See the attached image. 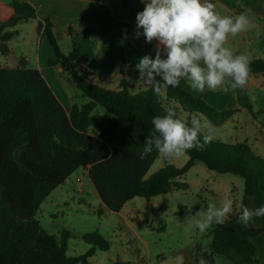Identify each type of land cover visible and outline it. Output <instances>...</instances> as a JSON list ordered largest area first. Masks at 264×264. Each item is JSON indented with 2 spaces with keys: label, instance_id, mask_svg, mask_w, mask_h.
Wrapping results in <instances>:
<instances>
[{
  "label": "trees",
  "instance_id": "16d2710c",
  "mask_svg": "<svg viewBox=\"0 0 264 264\" xmlns=\"http://www.w3.org/2000/svg\"><path fill=\"white\" fill-rule=\"evenodd\" d=\"M8 3L13 14L0 21V54L12 56L7 43L18 35L15 28L19 24L37 22L38 33L55 50L56 59L49 65H61L89 102L75 104L68 112L27 59L0 65V264H90L98 251H109L110 242L96 232L83 237L91 246L85 254L70 257L71 234L63 231L52 236L36 219L42 203L82 168L88 171L102 204L116 213L136 197L150 201L175 189L187 191L189 186L181 179L196 163L243 178L242 206L249 207L248 199L256 208L264 206V159L253 154L246 143L212 141L201 150L188 152L189 162L183 167L166 164L146 179L160 155L153 150L142 159L144 140L153 129L152 118L165 115L171 103L201 113L215 125L231 119L238 110L217 111L178 87H167L165 98L152 89L132 94L125 81L118 91L101 88L95 74L80 65L81 45L74 43L70 53H62L50 19L40 20L36 8L27 2ZM250 61V75L264 76V60ZM126 66L121 54L123 74ZM235 94L238 105L254 114L245 87ZM99 107L107 112L104 118L93 115ZM239 212L224 224L212 226L211 255L222 256L230 264H259L253 240L264 234V217L261 227L245 228L237 223ZM211 255L202 254L207 264H213Z\"/></svg>",
  "mask_w": 264,
  "mask_h": 264
},
{
  "label": "rangeland",
  "instance_id": "374dc122",
  "mask_svg": "<svg viewBox=\"0 0 264 264\" xmlns=\"http://www.w3.org/2000/svg\"><path fill=\"white\" fill-rule=\"evenodd\" d=\"M129 1L131 12L123 9L119 4L118 13L125 14L136 21V14L143 10L144 4L141 0ZM231 1L237 6H242L243 9L238 14L250 10L255 16L254 24L260 23V15L263 14L264 25V0ZM115 3L116 1L113 4ZM12 14L8 1L0 0V21L7 20ZM15 30L18 31V35L8 43L12 48V56L7 58L0 54V65H14L17 58L24 56L30 60V67L36 66L41 40L35 21L23 22ZM64 34H57L58 46L62 52L68 53L73 46V40L67 36L63 38ZM262 49V52L259 49L254 55H249L250 60H264V42ZM67 75L63 74L58 85L64 88L66 93L71 91V93L80 94L75 99L79 105L89 102L88 98L81 96L77 86ZM101 88L120 90L116 89L114 84ZM246 89L254 106V114H250L238 105L235 94V103L241 110L220 125H215L209 117L201 113L184 111L174 103H171L169 108L176 111L181 118L190 119L192 115H196L202 123L210 125L211 134L214 137L212 141L231 145L246 143L253 154L264 159V76L250 75ZM202 99L210 108L222 111L212 106L204 97ZM106 114L107 112L99 107L93 115L100 119ZM188 162L187 155L179 159H168V161L160 156L150 168L146 179L162 167L164 168L166 164L180 168ZM181 181L188 184L187 191L175 189L167 195H159L150 201L136 197L129 201L119 213H116L102 204L91 179L82 168L42 203L36 219L40 222V226L52 236H60L63 231L71 234L68 247L70 257L81 256L91 247L83 239L87 234L97 232L107 239L111 244L109 251H98L94 258L89 260L90 264L122 262L180 264L181 259L183 264H198L201 258L197 254L198 250L206 253L210 250L213 227L201 234L195 227L198 217L194 214L200 208H206L210 200L219 204L226 196L234 201V211L236 208L240 210L244 200L245 181L230 173L220 174L210 171L202 163H196ZM248 203L251 209L256 208L251 199H248ZM257 259L260 260L258 255ZM212 261L216 264H230L224 257L217 255H214Z\"/></svg>",
  "mask_w": 264,
  "mask_h": 264
},
{
  "label": "clouds",
  "instance_id": "9594fccd",
  "mask_svg": "<svg viewBox=\"0 0 264 264\" xmlns=\"http://www.w3.org/2000/svg\"><path fill=\"white\" fill-rule=\"evenodd\" d=\"M141 2L144 8L136 14V37L143 35L146 42L158 43L154 57L145 55L138 59L137 83L150 87L155 94L167 87H177L182 79L200 92L208 89L228 93L246 86L250 58L236 54L226 44L230 37L250 30L255 21L250 10L221 15L211 0ZM151 123L153 129L144 140L142 159L153 150L164 159H179L193 149H203L214 139L211 126L202 123L198 116L181 118L173 109L154 116ZM233 211L234 201L227 196L219 204L210 200L206 208L194 214L198 217L195 227L203 234L213 225L224 224ZM256 217H264V206H241L237 223L247 228ZM198 264L207 261L201 257Z\"/></svg>",
  "mask_w": 264,
  "mask_h": 264
},
{
  "label": "crops",
  "instance_id": "0c3cea01",
  "mask_svg": "<svg viewBox=\"0 0 264 264\" xmlns=\"http://www.w3.org/2000/svg\"><path fill=\"white\" fill-rule=\"evenodd\" d=\"M14 1L31 4L36 8L40 20L50 19L55 26V32L65 33L64 36H62L63 38H66V36L69 38L71 37L73 45L74 43L81 45L80 65L95 74V82L100 87H108L111 84H114L116 89H120L121 83L125 81L132 94L141 93L143 91L146 92L151 89L150 87H145L141 83H137L139 80V73L136 70V63L139 58L145 55L154 57L155 48L158 42L153 40L151 43H148L143 35H140L139 38H137L135 34L137 30L136 21L125 16V14L121 15L118 13L117 7H120L119 4L122 5L123 9H127L131 12L129 0ZM115 1L116 3L113 4ZM211 2L216 5V10L221 15H236L241 9H243L241 5L237 6V4L235 5L231 0H211ZM239 2L242 3L241 1ZM260 19V23H255L256 25L253 23L249 31L240 33L236 37H230L226 46L230 47L236 54H246L248 57H251L249 55H254L259 49L260 52H262L264 42L263 14L260 15ZM35 24L37 25V22H35ZM87 30L90 31L85 34ZM140 31L142 32V29ZM39 36L41 44L39 48L40 50L37 51V65L31 67L42 73L53 89L54 95L68 112L71 111L75 104L78 106L87 104L88 102L79 105L76 103L75 99L76 97L78 98V95L80 94L71 93V91H68L69 93L67 92V94L65 89L58 85L60 78L66 73L61 65H49L50 60L56 59L55 50L48 38L42 34H39ZM10 49L12 52L11 47ZM70 49L72 51V47ZM62 53L68 54L67 52ZM121 54L127 63L125 74L121 71ZM21 57L27 59L29 64H31L27 57ZM177 87L181 89L184 87L186 88L184 90H188V93L201 98L204 97L210 102V104H212V106L219 110H227L231 108L241 110L234 100L235 91L225 93L221 90L212 91L205 89V91L200 92L193 89L190 83L183 79ZM108 90L110 89L108 88ZM166 90L167 88L161 92L163 98H165ZM245 91H247L246 86ZM105 116L106 115H103L102 118ZM86 172L88 174V171ZM237 209L238 208H236L233 213H237L239 211ZM261 226V217L253 218L250 227L259 228ZM253 243L258 250V256L260 258V260L258 259L259 264H264V234L255 238ZM203 253L211 255V245L208 253L200 249L197 252L200 257H202ZM213 257L214 255H211V260ZM212 263L216 264L213 261Z\"/></svg>",
  "mask_w": 264,
  "mask_h": 264
},
{
  "label": "built area",
  "instance_id": "2783aa9c",
  "mask_svg": "<svg viewBox=\"0 0 264 264\" xmlns=\"http://www.w3.org/2000/svg\"><path fill=\"white\" fill-rule=\"evenodd\" d=\"M78 182H80V180H78Z\"/></svg>",
  "mask_w": 264,
  "mask_h": 264
}]
</instances>
